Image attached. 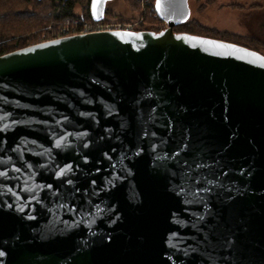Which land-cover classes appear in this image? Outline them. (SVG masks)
Returning a JSON list of instances; mask_svg holds the SVG:
<instances>
[{
    "label": "water",
    "instance_id": "1",
    "mask_svg": "<svg viewBox=\"0 0 264 264\" xmlns=\"http://www.w3.org/2000/svg\"><path fill=\"white\" fill-rule=\"evenodd\" d=\"M188 1L0 56V264H264V55Z\"/></svg>",
    "mask_w": 264,
    "mask_h": 264
},
{
    "label": "rangeland",
    "instance_id": "2",
    "mask_svg": "<svg viewBox=\"0 0 264 264\" xmlns=\"http://www.w3.org/2000/svg\"><path fill=\"white\" fill-rule=\"evenodd\" d=\"M155 2L156 0H108L106 16L104 15L106 19L102 21L121 25L136 24V31L163 30L166 28L164 21V25L159 27H154L153 24L158 20ZM188 4L190 27L176 28L175 32L206 33L202 29H208L229 33L227 37L264 55V0H189ZM84 10V6L80 4L74 11L76 15H80ZM78 21L84 20L74 18L55 27L38 28L32 32L27 30L25 34H29L33 38L31 40H42L44 35L52 34L59 28L80 26Z\"/></svg>",
    "mask_w": 264,
    "mask_h": 264
},
{
    "label": "trees",
    "instance_id": "3",
    "mask_svg": "<svg viewBox=\"0 0 264 264\" xmlns=\"http://www.w3.org/2000/svg\"><path fill=\"white\" fill-rule=\"evenodd\" d=\"M80 4L84 6L85 10L82 14L76 15L74 10ZM91 4L92 0H0V56L42 42L40 39L31 40L33 38L29 34H25L27 30L32 32V30L38 28L55 27L74 18L89 22L97 21L92 16ZM157 18L158 20L153 23L154 27L164 25V22L159 17ZM105 19L104 17L102 20ZM189 27L190 24L187 22L174 29ZM202 31L206 33L193 34L241 44L240 41L227 37L229 33L208 29H202ZM246 47L248 46L246 45Z\"/></svg>",
    "mask_w": 264,
    "mask_h": 264
},
{
    "label": "built area",
    "instance_id": "4",
    "mask_svg": "<svg viewBox=\"0 0 264 264\" xmlns=\"http://www.w3.org/2000/svg\"><path fill=\"white\" fill-rule=\"evenodd\" d=\"M156 11V10H155ZM79 22V21H78ZM77 23V22H76ZM80 26L69 28V27H62L59 28L57 31L53 32L52 34L44 35L42 42L49 41L53 39L63 38L71 35L77 34H88L94 32H103V31H112V30H124V31H136L138 30L136 24H115V23H105L103 21H83L79 22Z\"/></svg>",
    "mask_w": 264,
    "mask_h": 264
},
{
    "label": "snow or ice",
    "instance_id": "5",
    "mask_svg": "<svg viewBox=\"0 0 264 264\" xmlns=\"http://www.w3.org/2000/svg\"><path fill=\"white\" fill-rule=\"evenodd\" d=\"M93 7H94V8L96 7L95 0H94ZM85 146H87V145H85ZM157 159H161V157L158 156ZM182 191H183V190H182Z\"/></svg>",
    "mask_w": 264,
    "mask_h": 264
},
{
    "label": "flooded vegetation",
    "instance_id": "6",
    "mask_svg": "<svg viewBox=\"0 0 264 264\" xmlns=\"http://www.w3.org/2000/svg\"><path fill=\"white\" fill-rule=\"evenodd\" d=\"M108 2V1H107ZM107 2H106V6H105V11H106V8H107Z\"/></svg>",
    "mask_w": 264,
    "mask_h": 264
}]
</instances>
